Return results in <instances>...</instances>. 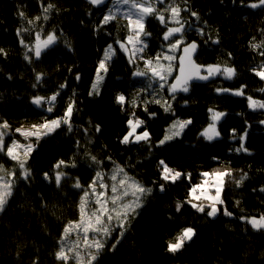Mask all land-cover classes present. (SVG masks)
<instances>
[{"label": "trees", "instance_id": "1", "mask_svg": "<svg viewBox=\"0 0 264 264\" xmlns=\"http://www.w3.org/2000/svg\"><path fill=\"white\" fill-rule=\"evenodd\" d=\"M113 1L91 5L87 0H0V49L6 53H0V119L10 127L45 119L46 105L37 107L33 98L55 93L51 89L54 83L45 82L49 65L55 63L67 65L61 84L65 87H59L58 97L67 93L68 100H76L78 109L73 113L71 132L63 126L40 140L27 160L30 179H17L12 196L0 212V264H63L55 256L58 241L64 226L79 218L78 205L83 194L72 185L78 178L87 188L97 170L90 167L92 161L85 150L103 162L98 170H112L114 161L153 189L124 235L121 237L118 229L113 231L92 264H264V230H254L240 219L252 214L264 215V192L261 191L264 188V123H261L264 109L229 110L221 122L233 123L238 131L231 135L220 131L221 137L211 142L205 140L200 133L212 122L209 109L221 111L226 94L216 92L218 87L225 88L226 83L222 76H216L208 82L190 85L187 93H176L172 110L165 112L161 103L154 102L158 91L156 81L132 75L137 69L144 70V61L138 59L130 64L129 56L116 44L117 40L125 41L129 34L127 19L116 15V19L100 24ZM170 3L172 0H165L164 5L156 7L163 11ZM251 3L259 0H175L172 6H179L182 21H187L182 33L184 43L197 41L199 44L198 63L230 67L237 61V71L251 70L264 63V56L260 55L264 48L252 47L264 43V6L252 9L248 6ZM48 4L54 7L45 13L43 8ZM168 15L165 12L166 19ZM165 30L153 16L146 18L145 31L150 35L145 36L147 47L142 53L145 59L166 50ZM50 32H55L56 42L44 49L39 59L33 57L31 63L26 61L27 48L21 45V40L31 46L36 33L45 38ZM112 43L117 53L107 62L108 71L101 90L98 95H89L99 60ZM177 67L176 62L170 84ZM38 73L42 74L41 82L33 87ZM251 75L256 84L253 97L264 101V80L254 72ZM121 93L126 101L135 100V105L130 102L123 107L118 105L115 97ZM63 108L64 105L54 113ZM176 117L191 119V124L181 137L156 146ZM132 118L143 121L140 130L150 131V144L120 142L129 131L127 121ZM96 125L99 132L95 130ZM4 132L5 143L10 144L12 137L6 129ZM241 144L246 152L236 151ZM61 159L66 162L74 159L76 167L63 169L67 178L57 188L44 174H53V166ZM160 160L181 171L182 178L175 183L161 180ZM0 163L6 170L19 173L15 161L0 157ZM218 168L231 169L236 179L245 173L247 178L239 187L226 180L222 211L209 217L186 201L190 188L203 181L201 173ZM162 183L165 184L163 191L159 187ZM178 202L182 205L179 211ZM224 207L231 216L223 214ZM185 227L195 229L192 240L179 252H168V242H175Z\"/></svg>", "mask_w": 264, "mask_h": 264}, {"label": "snow or ice", "instance_id": "2", "mask_svg": "<svg viewBox=\"0 0 264 264\" xmlns=\"http://www.w3.org/2000/svg\"><path fill=\"white\" fill-rule=\"evenodd\" d=\"M91 5H101L104 0H87ZM115 5H127L128 8L122 12L124 18L127 19V28L129 34L125 41L117 40L116 44L119 45V49L125 54L129 55V63L135 62L138 53H143L144 49L147 47L146 43L142 37L150 35L145 31L144 20L148 16H153L156 18L161 25H164L166 30L163 32V40L167 42V51L163 54H157L154 58L145 59L143 56H139V59L144 61V70L137 69L132 73L134 77H148L149 80H155L158 87L163 89L167 84V91L171 99H175V94L177 92L187 93L189 91L190 82L193 80L207 81L216 76H222L226 80H231L236 75V70L233 67L220 65H199L196 64L192 59V54L196 52L197 44L196 42H191L183 47V55L179 57V72L180 75L174 77L171 84H168V78L172 75V61L176 57L172 54L180 48L184 43L182 33L186 30L185 24L187 21H182L181 19V9L179 6H172V3L168 4L163 11L157 9L156 5H164L165 0H114ZM252 9H256L260 6H264V0H259V3H251L248 5ZM54 6L48 4L43 8V11L47 13L49 9ZM119 11V8H117ZM187 11V9H185ZM165 12L169 15L166 19ZM193 17H197L195 12H192ZM23 16V13H21ZM37 20L40 17H36ZM47 19V15L44 16ZM116 19V14L109 10V14L104 15L103 20L100 22L101 25L107 24L110 20ZM198 19V17H197ZM32 23V21H29ZM174 24L176 26H169ZM190 26V25H189ZM200 34L203 35V29H200ZM19 34V30H18ZM264 34V33H262ZM57 40L55 32H50L45 38H41L40 33H36L35 43L31 46L24 45L23 39L21 40V45L27 48L24 59L29 63L32 62L33 57L39 59L41 57L42 51L47 49L49 46L54 44ZM213 43H218V41H213ZM253 48L261 47L264 48V43L261 45H252ZM116 49L113 45L109 44L104 50L103 59L99 60L98 66L95 70L96 78L92 84V90L89 95H98L100 84L103 82L104 74L108 71L107 62L110 61L115 55ZM0 53L6 55L3 49H0ZM31 53L32 55H29ZM261 56H264V51L260 52ZM167 61L165 65L161 61ZM187 61V64L185 63ZM251 71L254 72L261 80H264V63L258 67H253ZM202 72L206 74H202ZM11 78V77H9ZM42 74H36L35 80L36 87L37 84L41 82ZM77 80L80 79L79 75L76 77ZM60 89H63L65 85H60ZM245 86H241L240 89L231 90L227 88H217L216 92L220 94L230 93L236 96H244ZM60 95L57 91L49 97L34 96L33 103L37 107H46V111L51 113L55 106V102ZM248 107L255 109H264V101L254 100L252 96H247ZM115 102L123 107L126 102H130L135 105V100L126 101L125 95L117 94L115 97ZM155 103H161L159 98L155 99ZM76 100L73 98L69 99V102L63 112V115L55 119H45L43 123L38 125H33L32 129L22 131L17 129L21 135L28 139L29 137H36L37 141L42 136H48L55 132L62 125L67 126L68 131L71 132L72 129V117L74 111L78 109L75 108ZM164 107L165 112L171 111V104L167 100L161 105ZM146 110V109H145ZM212 112L211 117L212 122L208 124L207 128L204 129L200 135L205 140L211 142L220 133L216 129V122L225 115L223 112ZM135 113H133V116ZM151 115H155L154 113ZM264 123V121H261ZM127 124L129 126V131L125 134L120 141L123 144L128 143H140L150 144V133L147 129L142 132H137V129L141 127L143 121L140 119H128ZM191 124V120H175L169 129L165 131V135L162 139L158 141L156 146L164 145L166 142L179 137L183 130ZM8 128V124L4 121L0 124V157H7L11 161H15V167L19 169V173L15 170H6L3 163H0V212L4 210L5 205L8 203L9 197L13 194V187L17 179H22L27 181L30 179L31 170L26 167L28 157L33 151V145L31 143L22 145L17 140H12L11 144L5 143V132L4 130ZM97 132L100 131L99 125L95 126ZM87 130L85 129V132ZM78 148L80 147L79 141H77ZM151 147V145H150ZM22 150V151H21ZM237 152L247 151L246 148L241 144L240 148L236 149ZM85 155L92 161L90 167L97 169L95 171V176L92 178L91 183L85 189L79 179H75V183L72 185L73 188L80 190L83 194L80 195L79 200V219L76 221H69L63 228L62 234L58 241L59 250L55 253L56 259L63 262V264H68L69 260L75 262V264H92L96 260L97 255L100 250L105 246L106 239L111 236L114 230H119V235L122 237L124 231L126 230V225L130 223L131 218L137 214V209L142 207V200L147 195L151 194L153 191L150 187H145L132 177L128 176L127 172L118 164L113 161L114 167L110 173L107 174V178L112 181L111 184L105 182V173L102 170H98L99 166L103 163L99 161L96 156L91 155L85 150ZM111 157L108 160L111 161ZM159 165L162 166V171L160 172V178L164 182L175 183L178 179L182 178L184 174L179 171H175L168 167L165 161L160 160ZM76 167L75 160L66 162L65 160H59L53 166V174L45 173V179L50 183H54L57 188L61 187L62 180L66 179V173L63 169ZM202 177L205 179L202 183L193 185L188 193L189 199L186 201L191 205L192 208L201 213H206L209 217H214L220 212L218 205H223V199L221 198V193L225 187L226 180L233 181L237 187L240 186L242 181L247 178V174H243L239 179L233 176V172L229 168L217 169L213 172H203ZM160 190L163 191L165 184L159 185ZM214 189V193L213 190ZM264 192V188L261 189ZM110 193V194H109ZM130 197V199H129ZM193 201H199L200 203H194ZM239 201H237V204ZM181 203H177V211L181 208ZM206 208L208 209L206 211ZM223 214L226 216H231L232 213L223 209ZM240 219L247 224H250L254 230L260 231L264 230V215L259 217H245L241 216ZM91 233V238L89 234ZM195 235V229L193 227H185L182 231L175 237V242H168L167 251L170 253L179 252L185 245L186 242L191 241ZM73 236L76 238L73 239ZM119 241H117L118 243ZM81 244L88 250L87 256L81 254ZM115 248V244L112 245ZM95 249L96 254H92V250Z\"/></svg>", "mask_w": 264, "mask_h": 264}, {"label": "rangeland", "instance_id": "3", "mask_svg": "<svg viewBox=\"0 0 264 264\" xmlns=\"http://www.w3.org/2000/svg\"><path fill=\"white\" fill-rule=\"evenodd\" d=\"M107 0H104V3L106 2ZM117 8H119V11H117ZM128 8V6L127 5H115V3H114V1L111 3V5H110V10L113 12V13H115L116 15H121V16H123L122 15V12L124 11V10H126ZM105 14H109V10L107 9V11L105 12ZM147 18V17H146ZM145 22H146V19L144 20V24H145ZM42 38V37H41ZM43 39V38H42ZM142 39L144 40V42L146 43V45H147V41H146V38H145V36L144 37H142ZM123 42V41H122ZM111 45H113V47L116 49V52H115V55H116V53H117V47L115 46V44H111ZM180 49H181V46H180V48L178 49V50H176L174 53H172L175 57H176V59L174 60V61H172V65H173V68H172V75H173V73H174V71H175V68H176V62H177V53L179 52V54H180ZM167 51V46H166V50H164V51H162L161 52V54H163L164 52H166ZM115 55L113 56V58L115 57ZM129 56V55H128ZM139 56H143V54L142 53H138L137 54V58H136V60H138L139 59ZM162 63H164L165 65L168 63L167 61H161ZM236 66H237V61H235L234 62V64H233V66H230V67H233V68H235V70H236ZM48 69H49V76L45 79V82H47V83H54V84H52L51 85V89H53V90H56V91H58V89H59V86L62 84V82H63V79H64V76H65V74H66V70H67V65L66 64H63V63H55V64H51V65H49V67H48ZM253 73V71H251L250 69H246V70H243V71H237L236 70V75L231 79V80H226V83H225V88H227V89H231V90H236V89H240L241 88V86H245V88H244V92H245V95L244 96H236V95H232V94H230V93H226L225 94V96H224V101H223V104H222V106H221V111H219V110H213L214 112H223V113H227L229 110L231 111V110H234V111H239V110H243V109H245L246 107H248V100H247V96H254V93H255V89H256V84H255V82H254V80H253V78H252V74ZM171 75V76H172ZM171 76L168 78V84H170L169 83V80H170V78H171ZM104 78H105V76H104ZM103 81H104V79H103ZM102 84H103V82L100 84V87H99V92H100V90H101V86H102ZM167 87H168V85L166 84L165 85V87L163 88V89H161V88H159L158 87V91L156 92V94H157V97H156V99L157 98H159L160 100H161V104H163L164 103V101L165 100H167L168 101V103L169 104H171V110H172V104H173V100L174 99H171L170 98V96H169V93H168V91H167ZM55 91V92H56ZM61 95V94H60ZM253 99L254 100H256L254 97H253ZM69 102V100H68V98H67V93H62V96L59 98H57V100H56V102H55V106H54V108H53V111L52 112H54L55 110L57 111L58 109H60L63 105H65V104H67ZM48 105H46V107H47ZM47 113H49V112H47ZM213 114V113H212ZM48 115V114H47ZM222 118L223 117H221L217 122H216V129H217V131L220 133V131H221V134H224V135H231V133L233 132V133H235L234 131H238V128H236V126L233 124V123H223V122H221V120H222ZM134 121H135V119H137V118H132ZM175 120H191V119H188V118H182V117H176V118H174L173 119V121L167 126V128H166V130L167 129H169V126L170 125H172V123L175 121ZM189 126V125H188ZM187 126V127H188ZM186 127V128H187ZM186 128L183 130V132L181 133V135L179 136V137H181L182 135H183V133H184V131L186 130ZM207 128V127H206ZM143 130H145V128L144 129H142V130H140L139 128L137 129V132L139 133V132H142ZM147 131L150 133V131L147 129ZM219 135L218 137H221L222 135ZM165 135V134H164ZM163 138V137H162ZM176 138H178V137H176ZM217 138V137H216ZM175 139V138H174ZM167 143V142H166ZM243 147L245 148V146L243 145ZM166 163V162H165ZM167 164V163H166ZM168 165V164H167ZM122 167V166H121ZM168 167H170L169 165H168ZM124 168V167H123ZM171 168V167H170ZM171 169H173V168H171ZM218 169H223V168H218ZM124 170L127 172V174H128V176H130V177H132L133 179H135L136 181H138L139 183H141L143 186H145V187H147L146 185H144L139 179H137L135 176H133L128 170H126L125 168H124ZM174 170V169H173ZM112 170H110V171H107V172H104L106 175H105V182L106 183H108V184H111L112 183V181L111 180H109L108 178H107V174L108 173H110ZM175 171H178V170H175ZM179 172H181V171H179ZM182 173V172H181ZM0 174H2V173H0ZM205 179V178H204ZM203 179V180H204ZM202 183V182H201ZM86 189V188H85ZM213 191V193H214V189L212 190ZM110 194V193H109ZM147 197V196H146ZM146 197H144L143 198V200H142V207L144 206V204H145V200H146ZM221 198L223 199V191H222V193H221ZM129 199H130V197H129ZM197 202V201H196ZM224 202V201H223ZM198 203H200V202H198ZM142 207H140L139 209H137V214L139 213V211L141 210V208ZM218 207L220 208V212H218V214L217 215H219L220 213H221V211H222V205H218ZM225 208V207H224ZM228 210V209H227ZM229 211V210H228ZM137 214L135 215V216H137ZM216 215V216H217ZM134 216V217H135ZM252 216H255V217H259L260 215H256V214H252V215H249L248 217H252ZM79 219V218H78ZM78 219H76V220H78ZM76 220H74V221H76ZM133 220V218H131V220H130V223H131V221ZM129 223V224H130ZM129 224H127L126 225V229H127V227H128V225ZM115 231V230H114ZM126 231V230H125ZM125 231H124V233H125ZM112 235V234H111ZM89 236H90V238H91V233L89 234ZM111 237V236H110ZM110 237H108L107 239H106V243L108 242V240H109V238ZM76 237L75 236H73V239H75ZM80 248H81V254L82 255H84V256H87V254H88V250L87 249H85L84 247H83V244H81V246H80ZM92 254L93 255H95L96 254V252H95V249H93L92 250ZM95 261V260H94ZM93 261V262H94ZM92 262V263H93ZM68 264H75V262L74 261H72V260H69V262H68Z\"/></svg>", "mask_w": 264, "mask_h": 264}, {"label": "built area", "instance_id": "4", "mask_svg": "<svg viewBox=\"0 0 264 264\" xmlns=\"http://www.w3.org/2000/svg\"><path fill=\"white\" fill-rule=\"evenodd\" d=\"M67 104H65L64 108L58 113H54V112L48 113V115L45 117V119H55L57 117L62 116ZM44 120L41 122H38V123H34V124H22V125H18L15 127L8 126V128L6 129V131L11 135L12 140H17L22 145H26L29 143H31L33 145V151L31 152L30 156L28 157V160L30 159L32 153L38 148L40 140L44 137H47V136H42L38 141H37L36 137H29L28 139H25V137L23 135H21L20 132H17L16 130L17 129H21L22 131H27L30 129L34 130V129H32V126L41 124L44 122ZM2 123H3V121L0 119V124H2ZM63 126H65V125H62L61 127H63ZM53 133H51L50 135H52ZM50 135H48V136H50ZM12 140H11V142H12ZM11 142H10V144H11Z\"/></svg>", "mask_w": 264, "mask_h": 264}, {"label": "water", "instance_id": "5", "mask_svg": "<svg viewBox=\"0 0 264 264\" xmlns=\"http://www.w3.org/2000/svg\"><path fill=\"white\" fill-rule=\"evenodd\" d=\"M191 42H193V41L186 42V43H184V44L181 46L180 54H179V56H178V58H177V65H178V67H177L176 75H175V76L180 75V72H179V57L183 55V51H182V49H183L184 46H186L187 44H189V43H191ZM194 42H196V44H197V49H196V52L192 54V59H193V61H194L196 64L203 65V64L198 63L197 60H196V55H197V53H198V51H199V44H198L197 41H194ZM185 63L187 64V61H185ZM203 66H205V65H203ZM202 74H206V73L202 72ZM173 80H174V78H173ZM173 80H172V82H173ZM210 80H211V79H210ZM210 80H207V81L193 80V81L190 82V85H192V84H194V83L208 82V81H210ZM177 93H182V92H177Z\"/></svg>", "mask_w": 264, "mask_h": 264}]
</instances>
